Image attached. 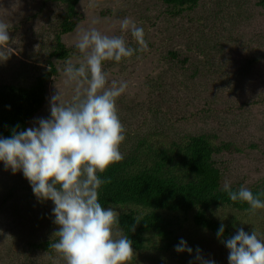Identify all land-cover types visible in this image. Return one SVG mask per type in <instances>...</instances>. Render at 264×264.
<instances>
[{"label": "rangeland", "instance_id": "rangeland-1", "mask_svg": "<svg viewBox=\"0 0 264 264\" xmlns=\"http://www.w3.org/2000/svg\"><path fill=\"white\" fill-rule=\"evenodd\" d=\"M76 7L80 20L61 35L70 54L49 59L56 74L50 76L46 102L29 127L37 118L49 117L48 101L56 87L70 99L72 89L63 84L62 68L66 61L83 60L75 47L79 31L95 27L109 36H123L138 48L131 34L121 31V21L129 18L144 28L148 49L104 64L109 85L113 80L129 85L116 101L126 129L120 146L124 156L140 139L164 146L203 133L230 145L229 150L213 154L222 186L226 181L238 188L264 185V12L257 0H199L178 15L161 0H79ZM63 14L58 0H0V19L12 25L10 46L15 49L0 62V84L28 86L48 69ZM53 207L51 200L37 199L22 172L13 174L0 162V264H66L53 248L31 247L32 242L57 236ZM115 207L119 212L134 209ZM209 214L230 234L243 228L264 238V209L253 215L220 205ZM192 229L188 225L187 230ZM201 233L204 237L198 243L186 238L199 246L204 259L228 264L229 250L221 240L208 231ZM146 244L144 250H134L130 264H200L196 252L158 254Z\"/></svg>", "mask_w": 264, "mask_h": 264}, {"label": "clouds", "instance_id": "clouds-1", "mask_svg": "<svg viewBox=\"0 0 264 264\" xmlns=\"http://www.w3.org/2000/svg\"><path fill=\"white\" fill-rule=\"evenodd\" d=\"M11 27L0 19V62L15 52L10 46ZM120 27L131 34L138 48L130 46L123 36H109L95 27L80 30L75 47L83 60L66 61L62 68L63 84L72 89L70 99L56 87L48 101V118H37L32 127L22 130L16 125L8 137L0 135L4 168L13 174L22 172L38 200L52 201L53 222L59 227L55 232L58 241L51 247L66 264H130L135 254L133 241L118 228V207L102 206L99 200V190L106 181L98 173L124 159L120 146L126 129L116 101L129 86L123 80L109 85L104 64L119 63L148 49L142 26L124 18ZM222 191L233 202H246L253 215L264 209V193L254 194L243 185L233 190L227 181ZM224 232L221 223L216 235L229 250L228 264H264V238L256 231L239 228L226 240ZM174 250L193 251L183 238ZM201 251L196 248L195 259L200 264H216L213 259H204Z\"/></svg>", "mask_w": 264, "mask_h": 264}, {"label": "trees", "instance_id": "trees-1", "mask_svg": "<svg viewBox=\"0 0 264 264\" xmlns=\"http://www.w3.org/2000/svg\"><path fill=\"white\" fill-rule=\"evenodd\" d=\"M58 1L63 4L64 14L55 48L49 53L48 60L51 57L63 59L70 54L61 35L72 31L80 20L76 7L79 0ZM161 1L169 7L171 14L178 15L194 8L199 0ZM257 6L264 12V0H257ZM169 56L176 57V53L170 52ZM48 65V69L28 86L0 84V135L10 136L16 125L21 130L29 127L31 119L45 104L47 82L56 74L50 60ZM135 147L122 161L110 164L103 173H98L106 181L99 190L102 206L134 207L120 212L118 226L122 234L133 241L134 250H144L148 243L158 254L163 250L173 251L183 238L193 249V254L199 246L191 244L186 236L195 243L204 237L202 231L217 237L221 222L210 216L211 209L224 205L249 211L246 202H233L227 192L222 191L221 173L215 166L213 154L229 150L230 145L226 142H215L213 136L202 133L173 139L164 146H151L145 139H140ZM251 190L254 194L264 193V185ZM188 225L193 228L192 232L187 230ZM232 236L225 226L223 239ZM57 241L58 236L32 242L31 247L49 251Z\"/></svg>", "mask_w": 264, "mask_h": 264}]
</instances>
